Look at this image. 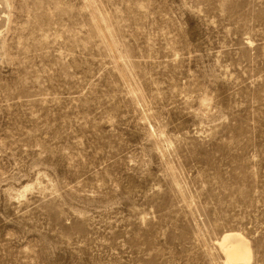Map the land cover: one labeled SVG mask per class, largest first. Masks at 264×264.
I'll use <instances>...</instances> for the list:
<instances>
[{"label": "rangeland", "instance_id": "374dc122", "mask_svg": "<svg viewBox=\"0 0 264 264\" xmlns=\"http://www.w3.org/2000/svg\"><path fill=\"white\" fill-rule=\"evenodd\" d=\"M264 264V0H0V264Z\"/></svg>", "mask_w": 264, "mask_h": 264}, {"label": "bare ground", "instance_id": "6f19581e", "mask_svg": "<svg viewBox=\"0 0 264 264\" xmlns=\"http://www.w3.org/2000/svg\"><path fill=\"white\" fill-rule=\"evenodd\" d=\"M225 264H248L252 260L249 242L238 232H225L217 242Z\"/></svg>", "mask_w": 264, "mask_h": 264}]
</instances>
